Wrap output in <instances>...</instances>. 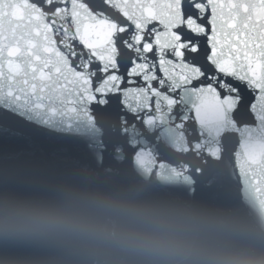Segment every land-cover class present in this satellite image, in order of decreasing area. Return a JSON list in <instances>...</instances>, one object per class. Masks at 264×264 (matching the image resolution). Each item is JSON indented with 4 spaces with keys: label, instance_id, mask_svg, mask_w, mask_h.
Wrapping results in <instances>:
<instances>
[{
    "label": "snow or ice",
    "instance_id": "snow-or-ice-1",
    "mask_svg": "<svg viewBox=\"0 0 264 264\" xmlns=\"http://www.w3.org/2000/svg\"><path fill=\"white\" fill-rule=\"evenodd\" d=\"M113 96L251 116L234 179L264 196V0H0V113L88 138Z\"/></svg>",
    "mask_w": 264,
    "mask_h": 264
},
{
    "label": "water",
    "instance_id": "water-1",
    "mask_svg": "<svg viewBox=\"0 0 264 264\" xmlns=\"http://www.w3.org/2000/svg\"><path fill=\"white\" fill-rule=\"evenodd\" d=\"M111 99L86 114L88 138H48L0 113V201H46L59 187L88 179L144 182L162 195L229 209L249 226L264 224V196H241L234 179L251 116L201 101L177 107L161 99L137 107L129 100L121 107ZM64 261L42 239L0 236V264Z\"/></svg>",
    "mask_w": 264,
    "mask_h": 264
},
{
    "label": "clouds",
    "instance_id": "clouds-1",
    "mask_svg": "<svg viewBox=\"0 0 264 264\" xmlns=\"http://www.w3.org/2000/svg\"><path fill=\"white\" fill-rule=\"evenodd\" d=\"M42 239L64 264H264V224L160 194L144 182L88 179L46 201H0V236Z\"/></svg>",
    "mask_w": 264,
    "mask_h": 264
}]
</instances>
